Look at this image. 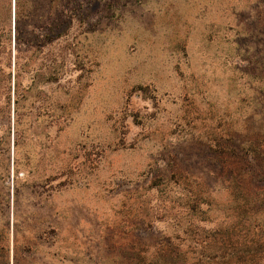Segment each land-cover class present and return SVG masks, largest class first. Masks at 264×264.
Instances as JSON below:
<instances>
[{"label":"rangeland","instance_id":"obj_1","mask_svg":"<svg viewBox=\"0 0 264 264\" xmlns=\"http://www.w3.org/2000/svg\"><path fill=\"white\" fill-rule=\"evenodd\" d=\"M28 5L18 39L0 3V264L248 263L217 251L264 238V0H70L51 41Z\"/></svg>","mask_w":264,"mask_h":264},{"label":"trees","instance_id":"obj_2","mask_svg":"<svg viewBox=\"0 0 264 264\" xmlns=\"http://www.w3.org/2000/svg\"><path fill=\"white\" fill-rule=\"evenodd\" d=\"M0 3H7L9 8L8 18L11 19V6L13 3L14 6V35L18 39L23 33L20 22L29 18L31 15L27 14L25 11L28 4L31 5V0H0ZM42 3L45 4V9L47 11L38 16V19L43 20V27L45 24V31L40 35L44 40H54V39H62L66 37L70 33V0H42ZM53 9V12L50 11ZM3 32V29H2ZM8 34V33H7ZM10 35V29H9ZM51 66H49L46 70H49ZM59 78V69L53 68L52 72L48 74L45 78L47 82L56 81ZM254 157L259 159V154L261 152L260 146L253 147ZM237 182V181H236ZM236 185L240 186V184L236 183ZM241 187V186H240ZM250 202V201H249ZM250 206L247 205L246 209H250L253 214L264 210V202L259 201L256 197L253 203H249ZM238 210H243V206L241 207V203L236 205ZM245 209V207H244ZM256 236V235H255ZM220 248V247H218ZM227 251L229 256L232 258V261H237L239 259H243L242 253H244L248 258V263L246 264H254L255 260L264 254V238L259 239L257 235L256 238L251 237L246 244L236 245L232 243L229 247H225L224 251H217L219 255L223 256ZM165 252L164 250L158 251V254H162ZM170 254V253H168ZM172 255H178L177 252H173ZM186 264H201L199 260L195 263H186Z\"/></svg>","mask_w":264,"mask_h":264}]
</instances>
